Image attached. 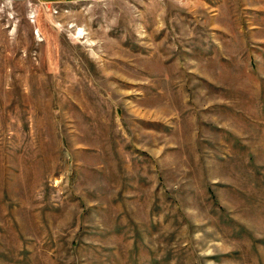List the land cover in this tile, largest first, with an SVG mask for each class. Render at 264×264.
<instances>
[{"label": "rangeland", "instance_id": "rangeland-1", "mask_svg": "<svg viewBox=\"0 0 264 264\" xmlns=\"http://www.w3.org/2000/svg\"><path fill=\"white\" fill-rule=\"evenodd\" d=\"M0 264H264V0H0Z\"/></svg>", "mask_w": 264, "mask_h": 264}, {"label": "crops", "instance_id": "crops-1", "mask_svg": "<svg viewBox=\"0 0 264 264\" xmlns=\"http://www.w3.org/2000/svg\"><path fill=\"white\" fill-rule=\"evenodd\" d=\"M39 1L43 3H57V2H62L66 0H39Z\"/></svg>", "mask_w": 264, "mask_h": 264}]
</instances>
